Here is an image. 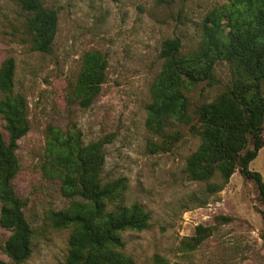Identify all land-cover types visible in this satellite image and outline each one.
<instances>
[{
	"label": "rangeland",
	"instance_id": "374dc122",
	"mask_svg": "<svg viewBox=\"0 0 264 264\" xmlns=\"http://www.w3.org/2000/svg\"><path fill=\"white\" fill-rule=\"evenodd\" d=\"M41 2L57 13L47 53L33 48L27 13L19 3L0 0V66L14 60V92L27 101L29 124L17 142L19 169L12 185L34 229L31 254L17 263L3 250L10 232L0 226V264H66L69 230L54 228L49 214L69 199L58 181L45 174L44 156L51 127L69 125L80 130L83 144L101 142L103 179H127L122 203L137 202L149 213L144 229L121 234L123 252L134 264H264V221L254 182L238 170L225 183L218 173L207 182L189 179L185 165L199 136L187 124L175 123L169 132H177L178 140L168 151H152L151 143L159 138L145 126L149 89L162 61L161 42L177 36L184 53L195 49L203 18L227 0ZM91 50L106 59L105 78L98 96L81 107L74 88L83 55ZM215 76L216 84L200 83L189 91L192 105L213 100L231 84L225 62L216 65ZM0 132L7 139L1 116ZM261 137L263 145L249 168L264 181V122ZM198 226L209 230L197 242Z\"/></svg>",
	"mask_w": 264,
	"mask_h": 264
},
{
	"label": "trees",
	"instance_id": "16d2710c",
	"mask_svg": "<svg viewBox=\"0 0 264 264\" xmlns=\"http://www.w3.org/2000/svg\"><path fill=\"white\" fill-rule=\"evenodd\" d=\"M16 1L27 13L25 26L33 37V48L49 52L56 11L44 7L41 0ZM201 29L198 45L186 53L177 36L161 42V66L145 107V126L159 138L151 143V150L168 151L179 138L177 132H169L173 124H187L199 136L197 148L186 161L187 177L207 182L218 173L225 183L238 170L256 185L264 221V181L258 171L249 168L263 145L264 0H227L205 15ZM220 61L230 69L231 84L213 100L192 105L189 91L200 83L216 84L215 67ZM105 71L106 59L100 51L83 55L74 88L79 106L88 107L98 96ZM14 74V60L8 58L0 66V116L7 134L5 139L0 132V226L10 232L4 252L19 263L31 254L34 229L12 185L19 169L17 142L29 130L27 101L14 92ZM46 144L45 174L58 181L69 199L64 208L49 214L54 228L69 230L66 264H134L123 252L121 234L144 229L149 213L137 202L122 203L128 188L125 177H101V142L83 144L80 130L69 125L52 126ZM208 230L198 226L196 241ZM261 238L264 240V230Z\"/></svg>",
	"mask_w": 264,
	"mask_h": 264
}]
</instances>
